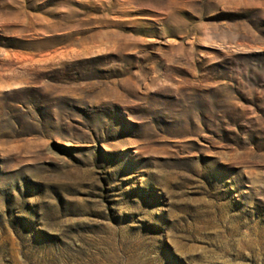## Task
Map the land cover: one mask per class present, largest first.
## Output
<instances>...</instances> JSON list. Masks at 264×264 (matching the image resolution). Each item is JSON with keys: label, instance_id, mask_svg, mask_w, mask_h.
Instances as JSON below:
<instances>
[{"label": "rangeland", "instance_id": "rangeland-1", "mask_svg": "<svg viewBox=\"0 0 264 264\" xmlns=\"http://www.w3.org/2000/svg\"><path fill=\"white\" fill-rule=\"evenodd\" d=\"M0 264H264V0H0Z\"/></svg>", "mask_w": 264, "mask_h": 264}]
</instances>
